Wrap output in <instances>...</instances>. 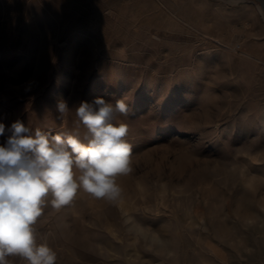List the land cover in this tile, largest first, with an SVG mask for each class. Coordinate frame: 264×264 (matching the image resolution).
<instances>
[{
	"label": "rangeland",
	"instance_id": "374dc122",
	"mask_svg": "<svg viewBox=\"0 0 264 264\" xmlns=\"http://www.w3.org/2000/svg\"><path fill=\"white\" fill-rule=\"evenodd\" d=\"M96 97L128 105L114 122L128 126L133 171L116 203L81 190L44 208L37 240L56 264H264L256 0H0L6 129L83 138L76 108Z\"/></svg>",
	"mask_w": 264,
	"mask_h": 264
},
{
	"label": "clouds",
	"instance_id": "9594fccd",
	"mask_svg": "<svg viewBox=\"0 0 264 264\" xmlns=\"http://www.w3.org/2000/svg\"><path fill=\"white\" fill-rule=\"evenodd\" d=\"M256 8L264 14V0H256ZM68 109L58 102L59 113ZM128 112L123 100L81 101L76 115L87 129L83 138L32 130L20 120L7 129L0 122V137L9 133L0 143V264H9L10 257L56 264V252L38 242L35 227L49 203L59 210L81 190L110 203L121 199L117 180L133 171V146L126 140L128 126L114 120Z\"/></svg>",
	"mask_w": 264,
	"mask_h": 264
}]
</instances>
